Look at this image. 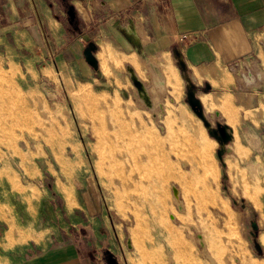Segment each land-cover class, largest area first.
Segmentation results:
<instances>
[{
  "label": "rangeland",
  "instance_id": "rangeland-1",
  "mask_svg": "<svg viewBox=\"0 0 264 264\" xmlns=\"http://www.w3.org/2000/svg\"><path fill=\"white\" fill-rule=\"evenodd\" d=\"M24 2L0 0V264L66 245L111 248L117 264H264V100L249 102L263 109L249 118L258 157L234 166L233 135L223 142L218 126L231 133L243 110L232 95L207 96L216 80L183 70L174 52L159 67L126 65ZM76 41L85 51L66 55ZM132 65L148 86L164 81L155 112L138 99ZM223 78L241 93L235 76ZM197 144L210 174L194 185L204 175Z\"/></svg>",
  "mask_w": 264,
  "mask_h": 264
},
{
  "label": "crops",
  "instance_id": "crops-1",
  "mask_svg": "<svg viewBox=\"0 0 264 264\" xmlns=\"http://www.w3.org/2000/svg\"><path fill=\"white\" fill-rule=\"evenodd\" d=\"M58 2L59 6L56 8ZM58 2L25 0L24 3L32 6L36 19L38 15L43 19V12L48 19L65 23V28L72 37L93 39L100 47V54H117L126 65L148 58L155 68L159 67V59L163 53L180 52L186 65L199 71V76L205 81L218 82V88H213L207 96L214 94L222 103L232 95L241 103L236 107L242 108L243 112L240 114L244 117V122L237 125L235 130H230L236 153V158L230 162L236 166L239 161H250L252 157H258L259 147L252 134L256 124L249 118L260 109L263 112V109L260 103L253 106L249 102L253 101L256 95H259L258 100L261 102L264 100V93L244 92V88L248 86L242 83L241 76L245 74L247 66L253 73H260L262 77L249 87L264 85V0ZM39 5L44 8L41 9ZM184 36L186 38L182 40ZM85 44L76 41L66 50V55L76 51L84 52ZM66 60L71 61L74 58L67 56ZM105 63L102 68H110V64L107 61ZM227 73L237 78V85L242 87L240 94L237 89L232 91L224 85L223 77ZM208 87L211 90L212 87ZM261 116L264 117V113H261ZM239 145L244 151L243 157L238 151ZM112 252L111 248H105L100 256L84 255L79 246L66 245L51 253L47 251L36 256L28 260L27 264H117L109 259Z\"/></svg>",
  "mask_w": 264,
  "mask_h": 264
},
{
  "label": "bare ground",
  "instance_id": "bare-ground-1",
  "mask_svg": "<svg viewBox=\"0 0 264 264\" xmlns=\"http://www.w3.org/2000/svg\"><path fill=\"white\" fill-rule=\"evenodd\" d=\"M128 73L130 75V78H138L142 82V77L140 74L137 72V70L133 66H128ZM166 90V86L164 84V81H161L160 79H155L153 86H148L145 82H143V90H140V92L137 90L138 94V99L150 110L155 112L157 108L161 106V101L160 98L158 97V93L164 92ZM206 103L208 101V97L204 98ZM156 115V113H155ZM171 117V116H170ZM200 130V128H198ZM198 141V140H197ZM199 142V141H198ZM212 142V141H211ZM197 153L201 158V161L204 166V175L202 177L195 176L192 179V183L195 185L196 182H198L199 179L206 180L209 177L210 174V168L208 166V156L207 153L205 152L204 148L202 145L197 144ZM176 196L178 197V190L175 191ZM208 248V247H207Z\"/></svg>",
  "mask_w": 264,
  "mask_h": 264
},
{
  "label": "water",
  "instance_id": "water-1",
  "mask_svg": "<svg viewBox=\"0 0 264 264\" xmlns=\"http://www.w3.org/2000/svg\"><path fill=\"white\" fill-rule=\"evenodd\" d=\"M176 54V56L180 59V66L181 68L184 70L187 68V65L186 63L183 61V59L181 58V54L180 52H177L175 51L174 52ZM132 82L134 84V86L136 87V89L140 92V90H143V82L138 79V78H132ZM209 88V87H208ZM190 104L193 108V110L202 118L204 119V116H203V109H202V106L198 103V102H195L194 100H190ZM218 131L220 132V134L222 135V140L223 142H228L232 139V134L229 132L228 133V126H222V125H219L218 126ZM219 156L221 158V153H219ZM174 193H175V188H174ZM176 195V193H175ZM179 196V195H178Z\"/></svg>",
  "mask_w": 264,
  "mask_h": 264
},
{
  "label": "built area",
  "instance_id": "built-area-1",
  "mask_svg": "<svg viewBox=\"0 0 264 264\" xmlns=\"http://www.w3.org/2000/svg\"><path fill=\"white\" fill-rule=\"evenodd\" d=\"M186 36L182 37L181 39L184 40ZM261 74L260 73H253L251 70L248 69L246 66V72L245 74H242L241 81L245 86H251L256 83V81L261 80Z\"/></svg>",
  "mask_w": 264,
  "mask_h": 264
},
{
  "label": "flooded vegetation",
  "instance_id": "flooded-vegetation-1",
  "mask_svg": "<svg viewBox=\"0 0 264 264\" xmlns=\"http://www.w3.org/2000/svg\"><path fill=\"white\" fill-rule=\"evenodd\" d=\"M219 134H220V132H219ZM221 135V134H220ZM221 137H222V135H221Z\"/></svg>",
  "mask_w": 264,
  "mask_h": 264
}]
</instances>
